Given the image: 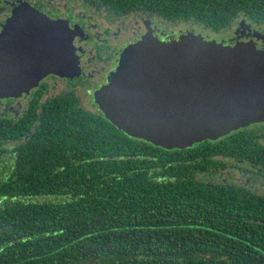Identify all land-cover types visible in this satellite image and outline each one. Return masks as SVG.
<instances>
[{"label": "trees", "instance_id": "16d2710c", "mask_svg": "<svg viewBox=\"0 0 264 264\" xmlns=\"http://www.w3.org/2000/svg\"><path fill=\"white\" fill-rule=\"evenodd\" d=\"M155 1L214 30L264 13L256 0ZM97 116L27 126L19 145L17 123L0 126V264H264L263 196L209 183L192 148Z\"/></svg>", "mask_w": 264, "mask_h": 264}, {"label": "water", "instance_id": "95a60500", "mask_svg": "<svg viewBox=\"0 0 264 264\" xmlns=\"http://www.w3.org/2000/svg\"><path fill=\"white\" fill-rule=\"evenodd\" d=\"M28 21L23 26L22 21ZM75 30L29 4L0 31V98L17 97L47 74H79ZM181 37L144 36L121 55L98 103L130 136L166 149L187 148L264 121V51Z\"/></svg>", "mask_w": 264, "mask_h": 264}, {"label": "flooded vegetation", "instance_id": "af4514ba", "mask_svg": "<svg viewBox=\"0 0 264 264\" xmlns=\"http://www.w3.org/2000/svg\"><path fill=\"white\" fill-rule=\"evenodd\" d=\"M256 1L264 7V0ZM25 3L75 30L73 42L80 72L73 76L50 73L28 92L0 98V126L17 123V145L22 143L21 130L27 126L50 128L54 119L69 122V116L74 113L105 118L98 95L111 83L123 51L144 36L165 42L178 40L188 33L202 34L232 46L252 44L264 51V13L252 15L245 10L230 26L214 30L193 19L167 15L164 5L155 0L147 3L141 0H0V31L13 8ZM27 23L22 21V29L31 27ZM187 148L195 151L193 169H198L201 175L202 171L208 173L209 183L221 179L226 185L239 188L241 193L249 191L264 197V121L216 139H204Z\"/></svg>", "mask_w": 264, "mask_h": 264}, {"label": "rangeland", "instance_id": "374dc122", "mask_svg": "<svg viewBox=\"0 0 264 264\" xmlns=\"http://www.w3.org/2000/svg\"><path fill=\"white\" fill-rule=\"evenodd\" d=\"M183 36H185V37H187V38H192L193 36H196V35H194V34H192V33H188V34H185V35H183ZM182 36V37H183ZM184 37V38H185ZM197 39H199V40H202V41H207V42H214V43H217V44H222V45H224V46H232L231 44H227V43H225L224 41H222V40H218L217 38H211V37H209V36H204V35H202V34H197ZM179 40V39H178ZM174 41V40H173ZM173 41H171V40H168V39H166L165 40V43H170V42H173ZM83 264V263H82Z\"/></svg>", "mask_w": 264, "mask_h": 264}]
</instances>
